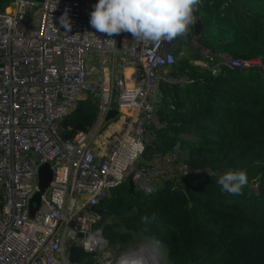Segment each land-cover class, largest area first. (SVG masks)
Here are the masks:
<instances>
[{
  "label": "built area",
  "instance_id": "obj_1",
  "mask_svg": "<svg viewBox=\"0 0 264 264\" xmlns=\"http://www.w3.org/2000/svg\"><path fill=\"white\" fill-rule=\"evenodd\" d=\"M14 2V13H0V264H75L67 254L74 244L96 253L97 264H110L103 262L107 248L96 228L101 220L96 206L112 190L132 180L134 191L150 196L165 182L214 174L171 165L159 155L144 162L145 122L155 121L160 87L183 82L173 75L177 38L156 46L121 33L110 43L89 24V0H44L35 23L27 21L35 0ZM66 9L73 22L68 32L58 22ZM88 56L97 61L98 80L88 78ZM220 62L228 68L260 69L264 75L258 59L223 56ZM97 93L94 126L63 139L65 117L79 99ZM112 93L118 117L106 121ZM117 121L119 128L98 146L100 133ZM44 163L51 165L52 180L30 217L29 201ZM147 246L155 249L142 244L122 252L115 264L141 256L150 264Z\"/></svg>",
  "mask_w": 264,
  "mask_h": 264
},
{
  "label": "trees",
  "instance_id": "obj_2",
  "mask_svg": "<svg viewBox=\"0 0 264 264\" xmlns=\"http://www.w3.org/2000/svg\"><path fill=\"white\" fill-rule=\"evenodd\" d=\"M194 15L202 24L197 43L211 60L192 47L176 55L173 75L183 82L160 87L155 105L160 128L145 122L144 162L177 150L182 156L169 164L214 174L165 182L150 196L130 193L125 182L96 206L101 215L96 228L106 248L117 252L153 244L162 264H264V75L260 69L216 66L223 56L264 65V0H200ZM189 35H195L193 26ZM96 101V96L77 101L62 122L63 139L90 131ZM228 170L247 173L239 195L217 183ZM3 201L0 193V210ZM67 254L72 263L97 264L96 253L75 244Z\"/></svg>",
  "mask_w": 264,
  "mask_h": 264
},
{
  "label": "clouds",
  "instance_id": "obj_3",
  "mask_svg": "<svg viewBox=\"0 0 264 264\" xmlns=\"http://www.w3.org/2000/svg\"><path fill=\"white\" fill-rule=\"evenodd\" d=\"M200 0H98L90 13V26L110 43L113 36L130 33L134 40L159 46L185 36L196 21L194 15ZM59 24L68 32L72 20L68 10L59 17ZM217 183L223 191L239 195L248 183L245 170H228ZM119 264H147L141 256L122 258Z\"/></svg>",
  "mask_w": 264,
  "mask_h": 264
},
{
  "label": "rangeland",
  "instance_id": "obj_4",
  "mask_svg": "<svg viewBox=\"0 0 264 264\" xmlns=\"http://www.w3.org/2000/svg\"><path fill=\"white\" fill-rule=\"evenodd\" d=\"M33 19V16L32 15H28L27 16V21H31ZM191 27V26H190ZM189 31H190V28H189ZM189 31H188V33L185 35V36H181V37H177V44H176V47L177 48H179V50H180V52H179V57H182L184 54H185V51L188 49V48H190V47H192L194 50H198V52H199V54H200V57L201 58H204V59H206L207 57H212V55L211 54H209V51L207 50V49H205V48H200V46H199V44L197 43V41L196 40H194L195 39V37H194V35H189ZM228 57V56H227ZM95 58V57H94ZM210 60H211V58H210ZM208 65V67H209V64L207 63V61H204V60H197V61H194V63L195 64H197V65H200V66H203L205 63ZM87 64H88V68H92V66L93 65H91L90 64V62H89V59H87ZM205 64V65H206ZM221 65H223V64H221V62H218L217 64H216V66H221ZM96 67H95V69L98 67V65H95ZM161 95V94H160ZM98 96H99V93H97L96 94V98H98ZM155 117V116H154ZM154 124H155V126L154 127H156V128H160V124H159V122L157 123V120L155 119V121L153 122ZM106 128V127H105ZM106 130H107V128L106 129H104L103 130V132H101V134H103V133H105L106 132ZM180 156H182V154L179 152V151H172V154L171 155H168V156H166L165 157V159H169V160H173V159H178V157H180ZM253 188H255V185L253 186ZM142 244H144V245H146V244H149L148 242H144V243H141V244H139L138 246H136V247H134V248H131V251H136V250H138V247L140 246V245H142ZM152 245V244H151ZM155 247V246H154ZM130 250V249H129ZM157 253H158V255L160 256V258L162 257V254H161V252L155 247V249H154ZM127 251V250H126ZM122 252H124V251H122ZM122 252H117V250H115V249H108L107 248V251H105L104 252V254H103V256H104V259H103V262H105V261H107V262H109L110 261V264H115V262H116V260H117V258L121 255V253Z\"/></svg>",
  "mask_w": 264,
  "mask_h": 264
},
{
  "label": "water",
  "instance_id": "obj_5",
  "mask_svg": "<svg viewBox=\"0 0 264 264\" xmlns=\"http://www.w3.org/2000/svg\"><path fill=\"white\" fill-rule=\"evenodd\" d=\"M44 0H35L37 5H40ZM95 1V0H93ZM194 27V37L197 41V38L200 34V30L202 28V24L200 20H196L195 23L193 24ZM98 102H96V106L98 107ZM118 117V111L116 109V103H115V97H114V93H112V97H111V108L110 110L107 112L106 116H105V120L109 121V120H115ZM52 176H53V171L51 168V165L49 163H44L41 164L38 167V190L35 192V194L31 197L30 201H29V205H28V209H29V215L30 217H32L35 212L39 209L40 207V199H41V195L44 193V191L46 190V188L48 187L49 183L52 180ZM127 184L129 186V192L133 193L134 192V183L132 180L127 181ZM81 237V235H79Z\"/></svg>",
  "mask_w": 264,
  "mask_h": 264
},
{
  "label": "crops",
  "instance_id": "obj_6",
  "mask_svg": "<svg viewBox=\"0 0 264 264\" xmlns=\"http://www.w3.org/2000/svg\"><path fill=\"white\" fill-rule=\"evenodd\" d=\"M89 1L93 4V6L98 2V0H95V1L89 0ZM0 3H1V7H2L0 12H2V13H14V11H15L14 0H0ZM39 10H40V5H36V6L28 9V15L30 14L33 16L34 23L37 21ZM87 59H89L90 64L93 65L92 68H88V78L90 80H93V81L98 80L101 77V72H100L98 67L95 69V67H96L95 65H97L96 59L93 56H88ZM120 125H121L120 121L109 123L106 126V128H107L106 132L103 134L100 133V135L98 136V140H97L98 146L101 147L102 143H105L106 138L114 130H117Z\"/></svg>",
  "mask_w": 264,
  "mask_h": 264
},
{
  "label": "bare ground",
  "instance_id": "obj_7",
  "mask_svg": "<svg viewBox=\"0 0 264 264\" xmlns=\"http://www.w3.org/2000/svg\"><path fill=\"white\" fill-rule=\"evenodd\" d=\"M145 253L151 258V263L150 264H158L157 260L159 258L158 253L154 250L153 247L147 246L145 249Z\"/></svg>",
  "mask_w": 264,
  "mask_h": 264
}]
</instances>
